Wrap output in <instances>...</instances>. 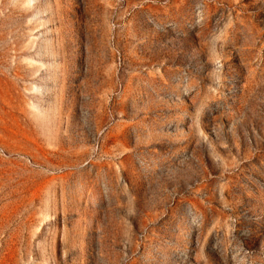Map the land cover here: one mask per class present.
Segmentation results:
<instances>
[{"label":"rangeland","instance_id":"rangeland-1","mask_svg":"<svg viewBox=\"0 0 264 264\" xmlns=\"http://www.w3.org/2000/svg\"><path fill=\"white\" fill-rule=\"evenodd\" d=\"M0 264H264V0H0Z\"/></svg>","mask_w":264,"mask_h":264}]
</instances>
